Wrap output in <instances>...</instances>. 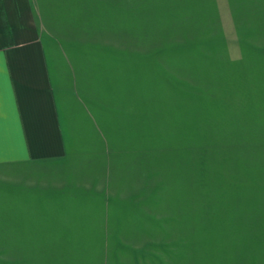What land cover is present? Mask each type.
I'll return each instance as SVG.
<instances>
[{"label": "rangeland", "instance_id": "rangeland-1", "mask_svg": "<svg viewBox=\"0 0 264 264\" xmlns=\"http://www.w3.org/2000/svg\"><path fill=\"white\" fill-rule=\"evenodd\" d=\"M255 3L33 0L68 151L0 264H264Z\"/></svg>", "mask_w": 264, "mask_h": 264}, {"label": "crops", "instance_id": "crops-1", "mask_svg": "<svg viewBox=\"0 0 264 264\" xmlns=\"http://www.w3.org/2000/svg\"><path fill=\"white\" fill-rule=\"evenodd\" d=\"M255 4L256 13L264 16V0H256ZM59 99L33 0H0V212H3L0 225L3 227L8 223L13 229L20 226L22 212L25 219L32 217L39 161L59 160L68 151Z\"/></svg>", "mask_w": 264, "mask_h": 264}]
</instances>
